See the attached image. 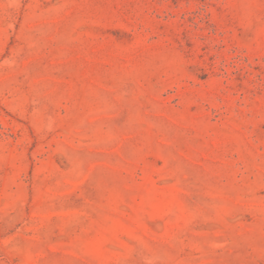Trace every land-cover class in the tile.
I'll use <instances>...</instances> for the list:
<instances>
[{"label":"rangeland","instance_id":"374dc122","mask_svg":"<svg viewBox=\"0 0 264 264\" xmlns=\"http://www.w3.org/2000/svg\"><path fill=\"white\" fill-rule=\"evenodd\" d=\"M0 264H264V0H0Z\"/></svg>","mask_w":264,"mask_h":264}]
</instances>
